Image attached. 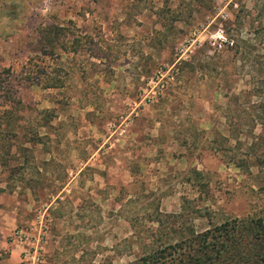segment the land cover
<instances>
[{
    "label": "rangeland",
    "instance_id": "374dc122",
    "mask_svg": "<svg viewBox=\"0 0 264 264\" xmlns=\"http://www.w3.org/2000/svg\"><path fill=\"white\" fill-rule=\"evenodd\" d=\"M263 161L264 0H0L19 264H135L151 218L168 240L254 214Z\"/></svg>",
    "mask_w": 264,
    "mask_h": 264
},
{
    "label": "trees",
    "instance_id": "16d2710c",
    "mask_svg": "<svg viewBox=\"0 0 264 264\" xmlns=\"http://www.w3.org/2000/svg\"><path fill=\"white\" fill-rule=\"evenodd\" d=\"M170 216L181 218L183 211ZM150 222L159 227L151 229L146 241L142 238L143 251L135 264H264V207L203 230L188 222L168 240L157 235L162 220L156 216Z\"/></svg>",
    "mask_w": 264,
    "mask_h": 264
},
{
    "label": "crops",
    "instance_id": "0c3cea01",
    "mask_svg": "<svg viewBox=\"0 0 264 264\" xmlns=\"http://www.w3.org/2000/svg\"><path fill=\"white\" fill-rule=\"evenodd\" d=\"M9 223L0 220V264H19L21 248L8 239Z\"/></svg>",
    "mask_w": 264,
    "mask_h": 264
},
{
    "label": "built area",
    "instance_id": "2783aa9c",
    "mask_svg": "<svg viewBox=\"0 0 264 264\" xmlns=\"http://www.w3.org/2000/svg\"><path fill=\"white\" fill-rule=\"evenodd\" d=\"M25 255H27V252L25 253Z\"/></svg>",
    "mask_w": 264,
    "mask_h": 264
}]
</instances>
